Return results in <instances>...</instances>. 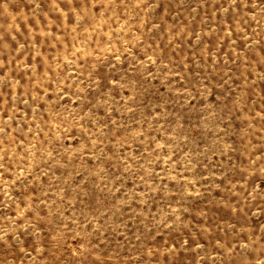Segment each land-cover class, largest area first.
<instances>
[{
    "label": "rangeland",
    "instance_id": "rangeland-1",
    "mask_svg": "<svg viewBox=\"0 0 264 264\" xmlns=\"http://www.w3.org/2000/svg\"><path fill=\"white\" fill-rule=\"evenodd\" d=\"M0 264H264V0H0Z\"/></svg>",
    "mask_w": 264,
    "mask_h": 264
}]
</instances>
